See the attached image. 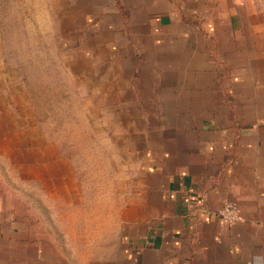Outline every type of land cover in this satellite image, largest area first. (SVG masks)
<instances>
[{
	"label": "crops",
	"instance_id": "crops-1",
	"mask_svg": "<svg viewBox=\"0 0 264 264\" xmlns=\"http://www.w3.org/2000/svg\"><path fill=\"white\" fill-rule=\"evenodd\" d=\"M34 2L100 40L90 53L111 65L101 85L128 120V172L113 176L107 204L100 189L99 247L79 255L56 237L85 193L72 174L60 176L64 224L51 170L32 176V202L17 191L15 222L1 193L0 264H264V0ZM228 202L234 224L218 216Z\"/></svg>",
	"mask_w": 264,
	"mask_h": 264
},
{
	"label": "rangeland",
	"instance_id": "rangeland-1",
	"mask_svg": "<svg viewBox=\"0 0 264 264\" xmlns=\"http://www.w3.org/2000/svg\"><path fill=\"white\" fill-rule=\"evenodd\" d=\"M33 3L0 0V194H7L15 222L17 191L30 192L32 202L33 188L38 191L40 185L32 176L51 170L60 190L58 221L64 224L69 215L60 176L72 174V190L85 193L82 199L74 198L73 226L67 231L72 247L65 244L67 233L58 229V250L96 252L97 196L101 189L107 204L113 176L128 172L125 139L119 133L128 120L108 110L111 99L105 95L111 88L101 83L112 76L111 65L104 63L106 56L90 53L100 40L88 38L90 31L82 38L83 24L65 22V16L51 15L46 6ZM23 177L29 179L23 183ZM81 222L89 226H76Z\"/></svg>",
	"mask_w": 264,
	"mask_h": 264
},
{
	"label": "built area",
	"instance_id": "built-area-1",
	"mask_svg": "<svg viewBox=\"0 0 264 264\" xmlns=\"http://www.w3.org/2000/svg\"><path fill=\"white\" fill-rule=\"evenodd\" d=\"M218 216L228 224H234L241 219L238 206L232 202L224 204L218 212Z\"/></svg>",
	"mask_w": 264,
	"mask_h": 264
}]
</instances>
